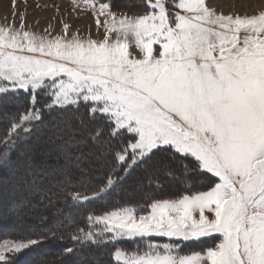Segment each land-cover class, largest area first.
<instances>
[{
  "label": "snow or ice",
  "instance_id": "snow-or-ice-1",
  "mask_svg": "<svg viewBox=\"0 0 264 264\" xmlns=\"http://www.w3.org/2000/svg\"><path fill=\"white\" fill-rule=\"evenodd\" d=\"M83 3L97 28L105 18L101 39L67 22L60 35L0 27V170L48 203L78 210L110 201L99 214L90 209L83 228L73 213L60 219L75 243L64 249L70 255L128 240L137 247L116 250L117 264H264V13L218 14L206 0H144L143 10ZM119 8L134 14L118 17ZM43 145L40 154H57L62 166L36 162ZM164 156L188 179L208 173L218 182L192 196L150 198L145 209L111 202L137 169L170 174L159 167ZM101 161L107 171L97 179ZM23 207L13 201L7 215L20 219ZM209 237L219 242L204 254H180V242ZM39 242L4 241L0 264Z\"/></svg>",
  "mask_w": 264,
  "mask_h": 264
},
{
  "label": "trees",
  "instance_id": "trees-1",
  "mask_svg": "<svg viewBox=\"0 0 264 264\" xmlns=\"http://www.w3.org/2000/svg\"><path fill=\"white\" fill-rule=\"evenodd\" d=\"M116 1L117 0H107V2ZM123 3L141 10L144 8V0H124ZM45 122L48 128L54 127V122L50 119L46 118ZM74 125L79 127V122H74ZM3 128L4 125L0 123V134H2ZM48 135L49 133L47 132V129H45L44 139H46ZM56 142L59 143L60 141ZM32 143V141L28 142L29 145ZM46 147L47 145L37 147V163H40V160L43 159L42 157H44V155H41L40 153H42ZM90 150L94 151L91 143L88 148L84 149V151L87 153ZM0 151H2V146H0ZM50 157L52 162L54 161L52 167L63 165V159L60 160L57 157V154L53 153ZM10 158L15 163L19 159V151L11 152ZM89 159L95 161V157H89ZM157 160L160 161L159 167L166 170L170 174H164L162 171L157 176L152 177L142 169H137L125 181L122 198H115L111 202L116 204L131 202V206H138L139 208L145 209L150 198L177 199L182 198L184 195L192 196L199 194L200 192L210 190V188L214 186L213 181L218 182L216 177H213L208 173L192 175L191 179H188L187 177L189 174L182 171L181 164L179 162H172L167 156H164L163 158L157 157ZM52 162H49V164ZM106 171L107 167L103 165L102 161L95 162L93 164L92 174L97 177V179H103ZM5 178H7V172L0 170V181ZM48 183V181H45L46 185ZM1 184L4 183L0 182V186H2ZM2 187L4 188L5 186ZM27 189L28 187L22 181L18 183V194H20L21 201L24 202V207L22 209L23 213H25L24 211L26 210L28 211V209L35 210L34 213L32 212L33 215H30V220L28 218L21 222L14 217L8 216L7 212L9 205L6 202L0 201V242L4 240L17 241L28 237L33 239L39 238L40 240L37 245L22 250L20 253L12 257V264H99L104 260L105 264H117L113 259V255L116 250H131L137 247V243L135 241L125 240L115 244V246H113L112 243L106 242L105 245H101L99 248L91 247L84 249L82 253H77L75 255L66 253L64 249L67 247H75V243L71 238L70 229L58 228L60 219L64 215L73 213L78 215L80 226L83 228L85 227L84 221L86 213L92 209L99 214L110 201H98L90 205L89 208L74 210L70 205H65L62 201L48 203L46 200L41 199L33 193L28 195L26 193ZM4 190H7V188H4ZM161 192L166 194L160 196ZM32 202H36L38 205H34L35 207L30 209L29 204H33ZM12 225L17 226L16 232L9 229ZM20 230H22V232H20ZM52 231L56 232L55 238L51 235ZM61 236H63V239L59 238ZM214 239L215 237H209L200 241L180 242L179 252L181 255L202 253L207 249L204 248L207 245L206 243L209 241L211 242ZM152 240L157 244L171 243V241H169L166 237H154ZM9 255L11 256V254ZM81 255L89 257V259L82 262ZM32 256L35 257L33 258Z\"/></svg>",
  "mask_w": 264,
  "mask_h": 264
},
{
  "label": "rangeland",
  "instance_id": "rangeland-1",
  "mask_svg": "<svg viewBox=\"0 0 264 264\" xmlns=\"http://www.w3.org/2000/svg\"><path fill=\"white\" fill-rule=\"evenodd\" d=\"M123 1L124 0H117L116 2L124 4ZM206 2L210 3L218 14L223 15L251 17L264 13V0H255L249 10L245 9L244 0H222L220 3H217L216 0H206ZM77 4H79V6H77ZM115 11L117 12L118 17L121 15L131 16L134 14L132 11H126L120 8L115 9ZM99 19L101 20L102 26L97 28L95 13L84 6L83 0H0V27L13 26L19 29L21 24H23L24 30L39 35H48V33L60 35L62 34L64 23L67 22L70 25V32L76 33L83 38H88L90 36L93 39H101L104 35L103 21L105 18L101 16ZM129 39L131 40L132 38L129 37ZM155 47L158 48L159 46L157 45ZM130 51L138 53V50L135 47L130 48ZM42 158L43 159L40 160V163L44 162L49 164V162H52L50 156L44 155ZM59 159L62 160V158ZM53 163L54 161L50 163L49 166L52 167ZM0 182H3L4 184L1 185L5 186L4 188H7V190H4V188L0 186V201L6 202L8 205L13 201H21L20 194H18V183L20 181H12L5 178ZM13 184L16 186L13 187ZM26 193L28 195L32 194L28 189L26 190ZM165 194L166 193L161 192L160 196ZM32 203L33 204H29L30 209L38 205L36 202ZM24 212L25 213H23L22 217L18 219L21 222L28 218L30 220V215L32 212L34 213L35 210L28 209V211L26 210ZM16 227L17 226L12 225L9 229L16 232ZM20 232H22V230H20ZM4 241H1L0 244H3ZM218 242L219 241L215 238L211 242L209 241L206 243L207 245L205 244L206 247L204 248L212 247ZM204 253L205 251L200 254ZM32 257L34 258L35 256ZM99 264H105V260Z\"/></svg>",
  "mask_w": 264,
  "mask_h": 264
},
{
  "label": "bare ground",
  "instance_id": "bare-ground-1",
  "mask_svg": "<svg viewBox=\"0 0 264 264\" xmlns=\"http://www.w3.org/2000/svg\"><path fill=\"white\" fill-rule=\"evenodd\" d=\"M222 0H216L217 3H220ZM255 0H244V6H245V9L249 10L250 7L252 6L253 2ZM94 27V26H93ZM92 31V30H91ZM95 34H98V33H95Z\"/></svg>",
  "mask_w": 264,
  "mask_h": 264
}]
</instances>
